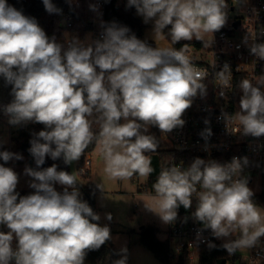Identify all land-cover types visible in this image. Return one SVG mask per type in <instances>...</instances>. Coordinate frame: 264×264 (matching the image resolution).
Returning <instances> with one entry per match:
<instances>
[{
    "label": "clouds",
    "instance_id": "1",
    "mask_svg": "<svg viewBox=\"0 0 264 264\" xmlns=\"http://www.w3.org/2000/svg\"><path fill=\"white\" fill-rule=\"evenodd\" d=\"M43 4L49 14L61 11L51 0ZM127 7H135L145 23L154 21L155 37L164 36L170 25L167 36L173 45L195 38L209 47L205 37L225 26L228 5L226 0H128ZM90 8L97 10L95 5ZM102 27L100 39L85 43L72 38L61 44L55 37L50 39L35 18L0 0V76L12 86L13 96L3 107L4 114L11 125L44 126L33 133L28 149L37 166L25 168L33 194L20 196L17 173L4 166L23 157L0 151L4 162L0 164V225L8 229L0 231V264H84L88 250L112 239L110 228L101 226L100 216L80 199L74 173L58 171L56 164L37 170L46 157L54 161L62 157L71 164L95 144L108 179L148 178L154 168L147 153L158 146L157 139L147 134L149 126L165 134L183 127L185 111L198 95L207 94L203 81L209 73L196 65L188 44L178 50L151 47L129 35L126 26L112 22ZM251 39L250 44L249 37L243 42L251 54L264 60V43ZM215 78L224 96V89L231 86L230 66L225 63ZM260 86L264 76L255 85L242 79L239 111L223 114L226 120L231 116L238 122L244 136L264 135ZM93 125L99 130L94 131ZM211 134L206 129L205 139ZM247 163V158L241 162L234 157L225 165L196 158L187 168L162 167L152 185L154 194L150 202L143 200L144 206L162 222L172 223L178 208L189 209L195 197L192 216L204 229L218 239L238 234L221 247L229 254L251 248L264 236V209L253 202V192L241 177ZM55 184L64 186L62 193ZM97 187L104 190L103 183ZM106 218L111 220V214ZM208 247L216 245L209 242ZM126 259L125 255L114 264H126Z\"/></svg>",
    "mask_w": 264,
    "mask_h": 264
},
{
    "label": "built area",
    "instance_id": "2",
    "mask_svg": "<svg viewBox=\"0 0 264 264\" xmlns=\"http://www.w3.org/2000/svg\"><path fill=\"white\" fill-rule=\"evenodd\" d=\"M111 1L120 6L125 0H60L58 25L64 43L72 38H79L85 43L100 39L106 8ZM226 3V24L212 37L205 38L209 47H204V42L195 38L182 41L179 47L188 44L196 65L209 73L203 81L207 86L206 96L198 95L193 100L182 116L185 121L183 127L166 134L155 126L149 127L157 128L161 141L173 151L163 167L176 165L187 168L196 158L212 160L221 165L230 163L234 157L241 159V162L247 158L248 163L243 167L241 177L247 180L250 188L255 178L259 180V186L264 179V135H242L238 122L231 116L226 120L223 114L231 115L239 111L242 92L238 85L242 79H248L255 85L258 77L264 76V60L251 54L248 45L243 42L245 37H249L250 44L252 36L256 43H264V0H226ZM90 5H95L97 10H91ZM225 63L230 66L232 81L231 86L224 89L225 95L221 96L215 73ZM260 87L264 92V86ZM206 129H211L212 133L207 139L204 135ZM89 165L90 159L86 157L79 172L86 174ZM144 190L153 192L152 186ZM196 204V198L193 197L192 206L187 210L180 206L177 219L168 223L165 238L169 240L174 255L188 251L190 259H193V252L199 247L212 241L222 245L238 236L215 238L210 229H204L201 222L194 220L192 213ZM224 252L227 257H236L241 264H264V236L251 248L237 250L233 254H229L226 249Z\"/></svg>",
    "mask_w": 264,
    "mask_h": 264
},
{
    "label": "trees",
    "instance_id": "3",
    "mask_svg": "<svg viewBox=\"0 0 264 264\" xmlns=\"http://www.w3.org/2000/svg\"><path fill=\"white\" fill-rule=\"evenodd\" d=\"M51 2L56 8L60 9V0H51ZM7 3L21 11L25 16L35 18L38 25L45 31L50 39L55 37L56 42L64 44V41L61 38L62 30L58 25L59 13L49 14L45 10L43 0H7ZM127 4L128 0H125L120 6H117L112 1L109 2L106 8L103 25L115 22L120 26H126L130 29L128 33L129 35L134 34L138 39L146 42L149 46L155 47L152 41H147L142 38V24L135 16L136 9L135 7H127ZM170 27L171 26L169 25L163 30L166 37H168L167 34L170 31ZM181 45L182 41L174 44L173 47L178 50ZM11 89L12 86L6 84L4 78L0 76V119L7 117V115L4 114L3 107L11 103L13 100ZM43 129L44 126L42 124L27 122L20 124L19 128L12 132L13 139L18 144L15 148L16 152L22 155L26 165L33 169H36L37 166L34 158L28 151L31 146L30 140L33 138V133H37ZM93 130L98 131V125H93ZM147 134L153 135L158 141L156 151L147 153V155L151 158V165L154 168V172L147 178L145 183L139 185L138 191H141L142 187L144 189L148 188L156 182L160 169L163 167L166 158L172 155L173 152L166 143L161 141L160 133L157 128L149 127ZM22 144L25 145L23 149L20 147ZM53 147L55 146L53 145ZM94 147L95 144L89 146L86 152L80 157L77 167L84 162L86 154H89ZM5 150L12 152V146H0V151ZM11 163L12 160L7 164H4V162L0 160V164H4L5 167H10ZM53 164L57 165L58 171L62 170L72 174L69 170L68 164L64 163L62 157L55 161L50 157H46L45 163L37 170H42L43 168L50 167ZM77 180L78 182L76 187L80 193V199L82 201H86L93 209L94 213L97 214L95 194L99 191V188L91 181L82 182L78 178ZM55 189L62 193L64 186ZM16 191L20 194V196H26L33 194L35 190L32 188H16ZM69 191H71V189H69ZM252 200L258 207L264 209V179L261 181L260 190L258 192H253ZM92 222L97 223L96 221ZM98 223L100 224V221H98ZM0 231L7 232L8 229L6 226L0 225ZM156 232L157 228L153 225L148 224L141 226L138 230V242L161 262L169 264L170 261L174 259L172 264H218V259L226 258V262L224 264H241L236 257H227L223 247H221V244L215 241L211 242L216 245L215 248H209L208 244L199 247L195 252H193V259H190L188 251H181L177 255H174L171 251L169 240L166 238L159 240L156 237ZM107 242L99 249L88 250L84 258V264H114L115 251L110 245H108ZM13 247H15V241L13 242Z\"/></svg>",
    "mask_w": 264,
    "mask_h": 264
},
{
    "label": "rangeland",
    "instance_id": "4",
    "mask_svg": "<svg viewBox=\"0 0 264 264\" xmlns=\"http://www.w3.org/2000/svg\"><path fill=\"white\" fill-rule=\"evenodd\" d=\"M135 16L142 24V38L144 40L152 41L155 47H173L169 37L165 35L155 37L154 21L145 23L143 17L138 15L137 12H135ZM86 39L87 36L84 40ZM8 120V116L0 119V146H12V152L17 153L15 148L18 144L13 139L12 132L18 129L20 124L11 125ZM86 157L90 159L89 169L86 174L82 175L79 172L80 166L77 167L79 160L68 164V167L70 172L74 173L82 182L91 181L96 185L103 183L104 190L98 187L99 191L95 194V206L97 214L100 216L101 226L107 225L110 228L112 239L108 240L107 243L115 251V261L126 255V264H167L156 259L149 250L138 242V230L143 225L155 226L157 228L156 237L159 240H163L166 237L165 231L168 228V223L162 222L158 215L144 206V201L150 202L148 198L154 194L144 189L138 191L139 184L145 183L147 178L134 175L131 179L123 181L108 179L103 173V161L98 154L96 146L89 154H86ZM26 167L28 166L24 161V157L20 160H12L10 168L18 175L17 188H30L29 183L32 178L25 174ZM54 187L61 188L62 185L55 184ZM250 189L252 192L260 190L257 178L254 179ZM107 214H111V220L106 218ZM122 249H126V253H123ZM173 262L174 259L169 264Z\"/></svg>",
    "mask_w": 264,
    "mask_h": 264
},
{
    "label": "water",
    "instance_id": "5",
    "mask_svg": "<svg viewBox=\"0 0 264 264\" xmlns=\"http://www.w3.org/2000/svg\"><path fill=\"white\" fill-rule=\"evenodd\" d=\"M24 144H22L20 147H21V149H23L24 148ZM226 262V259L225 258H220V259H218L217 260V263L218 264H224Z\"/></svg>",
    "mask_w": 264,
    "mask_h": 264
},
{
    "label": "crops",
    "instance_id": "6",
    "mask_svg": "<svg viewBox=\"0 0 264 264\" xmlns=\"http://www.w3.org/2000/svg\"><path fill=\"white\" fill-rule=\"evenodd\" d=\"M140 185V184H139Z\"/></svg>",
    "mask_w": 264,
    "mask_h": 264
}]
</instances>
